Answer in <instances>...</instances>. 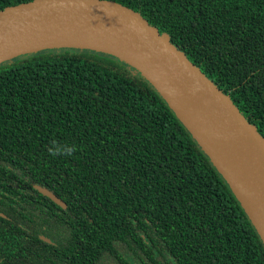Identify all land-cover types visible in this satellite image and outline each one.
Listing matches in <instances>:
<instances>
[{
    "label": "trees",
    "instance_id": "trees-1",
    "mask_svg": "<svg viewBox=\"0 0 264 264\" xmlns=\"http://www.w3.org/2000/svg\"><path fill=\"white\" fill-rule=\"evenodd\" d=\"M105 1L139 13L264 139V0ZM0 214V264H264L255 226L166 101L87 49L0 64Z\"/></svg>",
    "mask_w": 264,
    "mask_h": 264
},
{
    "label": "water",
    "instance_id": "water-1",
    "mask_svg": "<svg viewBox=\"0 0 264 264\" xmlns=\"http://www.w3.org/2000/svg\"><path fill=\"white\" fill-rule=\"evenodd\" d=\"M69 39L98 43L111 51L52 43ZM51 48L106 53L134 67L208 156L264 243V139L165 36L139 13L113 1L34 0L0 11V64ZM33 188L66 208L48 189Z\"/></svg>",
    "mask_w": 264,
    "mask_h": 264
},
{
    "label": "bare ground",
    "instance_id": "bare-ground-1",
    "mask_svg": "<svg viewBox=\"0 0 264 264\" xmlns=\"http://www.w3.org/2000/svg\"><path fill=\"white\" fill-rule=\"evenodd\" d=\"M53 44H68V45H78V46H86V47H93L97 49H104L107 51H111L110 47L102 46L98 43H93L87 40L81 39H69V40H60L57 42H52Z\"/></svg>",
    "mask_w": 264,
    "mask_h": 264
},
{
    "label": "clouds",
    "instance_id": "clouds-1",
    "mask_svg": "<svg viewBox=\"0 0 264 264\" xmlns=\"http://www.w3.org/2000/svg\"><path fill=\"white\" fill-rule=\"evenodd\" d=\"M70 151H71V150H69L67 153H61V154H70Z\"/></svg>",
    "mask_w": 264,
    "mask_h": 264
}]
</instances>
